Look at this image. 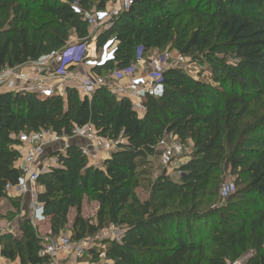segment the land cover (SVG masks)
Returning a JSON list of instances; mask_svg holds the SVG:
<instances>
[{
	"label": "trees",
	"instance_id": "1",
	"mask_svg": "<svg viewBox=\"0 0 264 264\" xmlns=\"http://www.w3.org/2000/svg\"><path fill=\"white\" fill-rule=\"evenodd\" d=\"M78 1L88 10H103L115 0ZM206 1L133 0L98 36L97 48L117 45L95 68L96 75L129 67L138 48L145 58L168 45L197 68L199 78L183 68L167 70L162 95L147 100L141 117L129 101L105 90L90 100L71 88L64 98L44 100L0 94V200L8 199L6 185L19 178L14 150L19 135L50 130L69 136L75 127L90 124L99 136L126 144L99 168L70 146L60 166L39 177L38 202L52 236L65 230L74 210L68 228L76 242L109 224L124 227L121 243H111L106 252L112 264H229L249 251L247 264H264V13L244 12L227 0L206 8ZM256 5L261 8L264 0ZM87 30L70 4L60 0H0V70L53 55L71 36L83 40ZM205 71L207 80L201 77ZM169 136L191 143L189 159L176 169L177 181L161 174L147 181L148 196L140 201L134 191L145 181L141 170L149 166L147 158L158 157L159 141ZM226 176L234 178L237 190L222 198ZM85 197L98 205L94 226L81 216ZM11 204L20 210L19 203ZM241 205L256 215L254 228L249 229ZM211 218L216 221L205 242ZM18 227L19 237L0 236V257L50 264L39 256L37 231L26 220Z\"/></svg>",
	"mask_w": 264,
	"mask_h": 264
},
{
	"label": "built area",
	"instance_id": "2",
	"mask_svg": "<svg viewBox=\"0 0 264 264\" xmlns=\"http://www.w3.org/2000/svg\"><path fill=\"white\" fill-rule=\"evenodd\" d=\"M65 3L70 4L74 12L86 23L87 36L81 41L70 39V42L56 54L42 56L26 66L3 69L0 74V94L25 93L44 100L52 97L64 98L66 89L71 88L77 92L80 99L90 100L94 92L105 90L118 101H129L131 109L139 117L143 116L147 100L157 99L162 95L164 73L169 69L182 68L185 58L179 55L172 58L168 52H156L146 60L142 55V49L138 48L135 61L129 67L115 69L101 76L96 75L88 69L106 63L104 60L101 63L95 61L96 52L99 50L96 31L109 29L111 21L127 11L133 0H116L107 21H100L94 11L82 7L78 0L69 2L65 0ZM79 70L85 72L80 74ZM17 140L19 144L14 150L17 153L15 168L19 172V178L15 185H6L5 193L15 198L26 195L29 197L27 221L35 230L45 219L42 215V205L38 202V195L41 193L38 179L60 166L59 158L65 156L68 147L77 146L82 156L94 161L100 158L99 155L109 158L120 145L126 144V140L121 138L112 140L99 136L90 124L75 127L69 136L59 137L50 130H41L21 134ZM158 153L160 166L167 169L184 154V146L173 137H164L158 143ZM232 193L231 185L220 190L223 198ZM48 234L46 237L39 236L40 241L45 243L39 256L49 258L51 261L62 256L65 260L72 259L77 262L83 259L86 251L94 249L92 243L89 245L80 240L73 246L65 236L55 239L51 238V232ZM100 235L111 236L107 238L111 243H121L124 233L123 230L111 226L103 229ZM241 259L232 264H240Z\"/></svg>",
	"mask_w": 264,
	"mask_h": 264
},
{
	"label": "rangeland",
	"instance_id": "3",
	"mask_svg": "<svg viewBox=\"0 0 264 264\" xmlns=\"http://www.w3.org/2000/svg\"><path fill=\"white\" fill-rule=\"evenodd\" d=\"M206 1V0H205ZM215 0H207L206 1V4H205V7L206 8H209V7H212V2H214ZM228 2H231V1H234V3L236 5H238V7L240 8V10L244 11V12H250V13H264V5L260 8L256 5V0H227ZM113 2V1H112ZM116 3V0L114 1ZM114 3V4H115ZM93 9V8H92ZM91 9V10H92ZM262 15V14H261ZM70 42V41H68ZM67 42V43H68ZM65 46V45H64ZM63 46V47H64ZM62 47V48H63ZM62 48H60L59 50H57L55 53L53 54H56L58 51H60ZM163 53V52H168L170 54V56L172 58H175V56H177L178 54L174 51V50H171L170 49V45L166 46L165 48L163 49H153L151 50L146 56H145V59L148 60L154 53ZM105 55L109 58V53L106 52ZM98 56V54H97ZM190 59H185V62H184V65L182 66V68L193 78H199L200 76H198V71L196 70L197 68L196 67H192L191 64H189V61ZM231 62V61H230ZM196 68V69H194ZM87 70V69H86ZM1 71L0 70V74H1ZM202 78L206 79L205 77H208V73L205 71L203 72V74L201 75ZM22 134H26V133H22ZM184 146V154L176 159L172 164L171 166H169L167 169H164L162 166H160L159 164V161H158V158H153V157H149L147 158V163L149 164V166L147 165L146 167L142 168L141 171L144 172L145 176L143 177L145 179V181L143 183L140 184V187L137 188L135 191H134V194H135V197L137 199H139L140 201H144L147 196H148V184H147V181H154L159 174L161 175H165L167 178H172L174 180H178V177H179V173L178 171L176 170L182 163L185 162V158H187L188 154L190 153L191 151V145L189 142H187V144L183 145ZM87 162H88V165H91L93 167H102V163L103 162H98L99 165H97L95 162L96 161H93V160H88L87 159ZM225 183L224 185L221 187H225V186H233V193L234 194L236 192V187H234V178L233 177H230V176H226L225 179H224ZM221 196V195H220ZM223 198V197H222ZM97 209H98V205L96 202L90 200V199H87L86 197L83 199V202H82V211H81V216L87 220L89 222L90 225H96L97 224V220H96V212H97ZM125 209H128V206L125 207ZM241 209L246 212V216L249 217V223H248V227L249 229L251 228H254L255 226V223L253 221L256 220V215H252L251 214V211L248 210V208H246L244 205H241ZM8 211H9V207L6 205L4 206H1L0 207V214H3L4 216L8 215ZM70 217H69V224L68 226L65 228V230L61 231L60 235H58L57 237H53L51 236V238H59L61 236H65L66 238H68L70 240V243L75 246V244L77 243L76 241L73 240V236L71 234V232L69 231V226H71V224L73 223L74 221V218H75V211L74 210H71L70 211ZM216 221L215 218H211L210 220H207V224H206V228H205V231L203 233V236H202V239L205 241V242H208L207 238H208V229L211 228V226L213 225V222ZM8 222V220L6 221ZM48 223H46L45 225H41L40 227H36V230H37V233L40 237H46V235L48 233H50L49 231L46 232L48 229H49V225H47ZM111 226H114L116 229H121L123 230V233H125V229L124 227H122L121 225H118V224H109L108 226H106L105 228L103 229H108V227L110 228ZM8 227V228H7ZM0 229H7V231H10L11 233V236L13 237H19L20 236V233H16L15 230H10V226H6L5 224H0ZM102 229V230H103ZM98 231L96 234L94 235H87L83 238L82 242L83 243H86V244H89L94 246V249H93V253H91V251H86L84 253V256H83V259L79 260V262H83L85 264H112V260L110 259V257H108L106 255V252L108 251V249L110 248L111 246V242H109V239L107 238H110L111 236L109 237H105L103 235H100L101 231ZM52 234V233H51ZM49 235V234H48ZM42 245H45L44 241H41ZM41 245V246H42ZM263 250H264V247H263ZM100 254H102L100 256ZM252 255V252L249 251L246 255H244L240 261V264H247L250 256ZM71 259H67L65 262H62V264H68V262L70 261ZM72 262V261H71ZM74 262V261H73ZM78 262V261H77ZM229 264H232V263H229Z\"/></svg>",
	"mask_w": 264,
	"mask_h": 264
},
{
	"label": "crops",
	"instance_id": "4",
	"mask_svg": "<svg viewBox=\"0 0 264 264\" xmlns=\"http://www.w3.org/2000/svg\"><path fill=\"white\" fill-rule=\"evenodd\" d=\"M60 1H62L63 3L65 2V0H60ZM115 2L113 1V2H108L106 5H105V7H104V9L103 10H97L95 7L92 9V11H94L96 14H97V16H98V19L100 20V21H107L108 20V17H109V14H110V12H111V10L114 8V6H115V4H114ZM101 32H103L102 30H98V31H96V38H98V36L100 35V33ZM70 39L71 40H77V38H76V36H71L70 37ZM96 42H97V40H96ZM111 45V44H110ZM116 45H117V43L116 42H114L111 46H105L104 48H99V50L96 52V54H98V56L96 55V63H101V61H107V60H109L110 58H111V56H112V52H113V49L116 47ZM106 52H108L110 55H109V58L105 55V53ZM93 61V60H92ZM27 65V64H26ZM25 65V66H26ZM100 66L102 65V64H99ZM99 65H94L93 67H90V69H88V70H91L92 72L95 70V68H97ZM80 72V74H83L84 72H85V70H79ZM70 84V83H69ZM190 145H191V143H190ZM99 157L100 158H96L94 161H96L95 163L97 164V165H99V163L100 162H103V161H105L106 160V156H104V155H99ZM108 159V158H107ZM188 157L187 158H185V162L186 161H188ZM102 160V161H101ZM99 162V163H98ZM184 162V163H185ZM183 164V163H182ZM171 180H173V181H176V180H174V179H172V178H170ZM40 187V191L42 192V187L41 186H39ZM7 197H8V199H5V200H0V207L1 206H8L9 207V211H8V214H12V215H14L15 216V218L12 220V221H9L8 220V217L5 215H3V214H0V224H5L6 226H10V230L12 229V230H15V232L18 234V233H20V231H19V227H18V223L20 222V221H27V215H28V213H29V203H30V199H29V197L26 195V196H22V197H17V198H15V197H12V196H8L7 195ZM11 201H14V202H17V203H19V205H20V210L19 211H17V209H15V208H13L11 205ZM71 211V210H70ZM70 214L71 213H69V216H68V220H69V217H70ZM8 220V222H6ZM46 223H48V220L47 219H44V221H42V222H40L39 224H38V227H40L41 225H45ZM47 225H49V223L47 224ZM8 228V227H7ZM50 232V225H49V229L46 231V232ZM5 234H10L11 235V233H10V231H7V229L5 230V229H0V236H3V235H5ZM64 258L61 256V257H59V258H57L56 260H54V261H51L50 260V264H62V262L64 261H66L65 259L63 260ZM72 261V262H71ZM74 260H70L69 262H68V264H75L76 263V261H74ZM0 264H20L19 263V260H16V261H14V262H11V261H9V260H6V259H4V258H2V257H0Z\"/></svg>",
	"mask_w": 264,
	"mask_h": 264
}]
</instances>
